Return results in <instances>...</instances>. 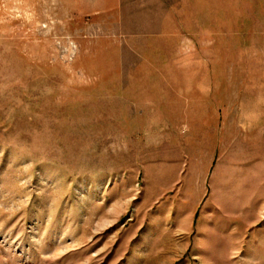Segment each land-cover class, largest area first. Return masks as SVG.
Returning <instances> with one entry per match:
<instances>
[{
  "label": "rangeland",
  "instance_id": "374dc122",
  "mask_svg": "<svg viewBox=\"0 0 264 264\" xmlns=\"http://www.w3.org/2000/svg\"><path fill=\"white\" fill-rule=\"evenodd\" d=\"M0 264H264V0H0Z\"/></svg>",
  "mask_w": 264,
  "mask_h": 264
}]
</instances>
